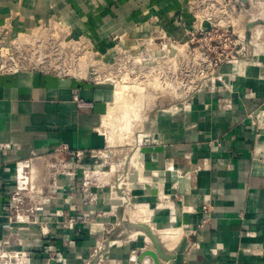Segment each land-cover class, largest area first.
I'll use <instances>...</instances> for the list:
<instances>
[{
    "label": "crops",
    "instance_id": "1",
    "mask_svg": "<svg viewBox=\"0 0 264 264\" xmlns=\"http://www.w3.org/2000/svg\"><path fill=\"white\" fill-rule=\"evenodd\" d=\"M227 1L246 35L239 62L155 111L124 158L103 124L110 83L0 72V264H153L143 226L171 256L161 264H264V25L257 0ZM204 12L199 0H0V46L60 23L104 46L187 42L213 23ZM85 169H104L105 185L86 189Z\"/></svg>",
    "mask_w": 264,
    "mask_h": 264
},
{
    "label": "rangeland",
    "instance_id": "2",
    "mask_svg": "<svg viewBox=\"0 0 264 264\" xmlns=\"http://www.w3.org/2000/svg\"><path fill=\"white\" fill-rule=\"evenodd\" d=\"M256 4L257 16L264 20V0ZM111 40L109 46L100 45L67 23L52 24L20 36L9 47L0 46V66L38 67L110 83L116 96L103 124L120 159L128 156L146 120L185 100L207 79L212 65L195 42L123 34ZM115 162L108 160L106 168Z\"/></svg>",
    "mask_w": 264,
    "mask_h": 264
},
{
    "label": "built area",
    "instance_id": "3",
    "mask_svg": "<svg viewBox=\"0 0 264 264\" xmlns=\"http://www.w3.org/2000/svg\"><path fill=\"white\" fill-rule=\"evenodd\" d=\"M199 4L204 8V19L213 22L210 26L200 25L197 31L190 34L186 44L197 43L195 49L200 51L204 58H210L212 71L209 77L217 74L218 68L223 63L239 62L244 50L245 32L238 30L235 20V8L227 0H199ZM173 41V40H172ZM176 42V41H174ZM214 54V59L211 54ZM10 59H13L9 57ZM22 67H11L10 69L0 66V72L15 71ZM74 100L80 108L91 107L92 103L80 97L79 93H74ZM61 151H69L67 145L60 148ZM77 156L82 153L76 152ZM84 186L89 189L92 185L97 187L105 185L107 172L104 169H85L83 172Z\"/></svg>",
    "mask_w": 264,
    "mask_h": 264
},
{
    "label": "water",
    "instance_id": "4",
    "mask_svg": "<svg viewBox=\"0 0 264 264\" xmlns=\"http://www.w3.org/2000/svg\"><path fill=\"white\" fill-rule=\"evenodd\" d=\"M254 24L255 23H251V25H249V28ZM258 24L264 25V20H259ZM143 228L145 229V231L148 233V235L152 239L156 247V250L155 251L153 250L142 251V257L144 258L145 256H150L153 259V264H161L162 259L169 260L171 256L165 253L164 249L162 248L159 237L154 232H152L147 226H143ZM184 243L185 242L181 243L179 247V251L184 248Z\"/></svg>",
    "mask_w": 264,
    "mask_h": 264
},
{
    "label": "bare ground",
    "instance_id": "5",
    "mask_svg": "<svg viewBox=\"0 0 264 264\" xmlns=\"http://www.w3.org/2000/svg\"><path fill=\"white\" fill-rule=\"evenodd\" d=\"M125 86H126V85H124V87H125ZM142 90H143V89H142ZM117 91H118V90H117ZM120 91H121V90H120ZM120 91H119V92H120ZM119 92H118V93H119ZM124 92H125V91H124ZM120 96H121V95H120ZM127 114H128V113H127ZM137 116H138V115H137ZM137 118H139V116H138ZM137 118H136V119H137ZM125 119H126V118H125ZM128 119L130 120L129 117H128ZM134 119H135V118H134ZM129 120H128V121H129ZM126 121H127V120H126ZM130 122H131V121H130ZM130 122H129V123H130ZM118 125H119V124H118ZM123 125H124V124H123ZM125 125H126V124H125ZM125 125H124V126H125ZM128 125H129V124H128ZM130 125H131V124H130ZM119 127H120V126H119ZM126 127H127V125H126ZM126 129H127V128H126ZM124 130H125V129H124ZM126 132H127V130H126ZM129 132H130V131H129ZM125 137H126V135H125ZM125 137H124V139H125ZM127 137H128V136H127ZM163 240H164V241H169V240H171V236L165 234V235L163 236Z\"/></svg>",
    "mask_w": 264,
    "mask_h": 264
}]
</instances>
